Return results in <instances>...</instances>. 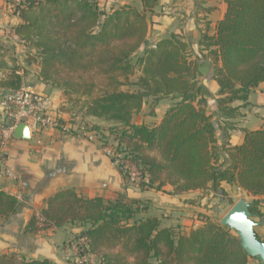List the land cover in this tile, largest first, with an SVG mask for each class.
<instances>
[{
	"label": "trees",
	"instance_id": "obj_1",
	"mask_svg": "<svg viewBox=\"0 0 264 264\" xmlns=\"http://www.w3.org/2000/svg\"><path fill=\"white\" fill-rule=\"evenodd\" d=\"M143 9L124 5L100 9L97 0H19L13 4L20 22L15 33L31 53L27 62L39 64L42 81L63 90L70 109L77 108L103 147L107 137L122 152L126 164L137 167L144 189L173 193L191 190L220 192L230 204L223 182L253 196H264V127L244 130L240 145H219L213 115L207 113L208 88L200 83V56L177 35L148 42L150 17L158 0H142ZM200 55L211 58L216 99L222 117L239 116L251 91L264 83V0H227L216 32L203 33ZM144 47L142 55L134 58ZM139 66L137 81L130 77ZM22 75L14 68L0 87L18 88ZM133 85L136 89H123ZM177 99L159 123L136 124L133 116L151 99V113L164 98ZM235 101L242 104L234 106ZM72 110V111H73ZM228 159L220 163L222 152ZM15 194L0 189V217L18 207ZM260 199L250 211L260 214ZM144 207L124 197H84L73 188L56 191L41 210L44 225L34 214L29 233L66 224L88 225L81 234L105 264H248L239 237L220 220L207 217L187 232L162 226L156 216L140 217ZM0 264H51L3 254Z\"/></svg>",
	"mask_w": 264,
	"mask_h": 264
},
{
	"label": "crops",
	"instance_id": "obj_2",
	"mask_svg": "<svg viewBox=\"0 0 264 264\" xmlns=\"http://www.w3.org/2000/svg\"><path fill=\"white\" fill-rule=\"evenodd\" d=\"M12 3L17 2L0 0V80L17 68L22 80L33 85L37 91L48 95L54 103L55 112L69 120L73 111L66 102L63 90L42 81L38 62L29 63L26 60L27 55L24 52L26 44L14 30L20 18L15 13ZM97 3L100 9L107 12L124 5H132L139 10L144 7L142 0H97ZM226 10L227 0H158L153 11H148L150 17L148 42L154 46L160 39L177 35L190 45L194 58L200 56L199 63L207 61L211 64L210 84L207 85L202 80V75L200 77V83H203L211 93L207 98V113L213 115L219 145L226 144L227 147H232L243 142L245 129L264 127V83H260L251 91L249 104L240 109L239 116L228 119L220 115L216 103L219 86L213 78V64L211 58L206 55L205 60L201 61L203 56L200 55V50L203 48L199 42L203 33L212 35L216 32L217 24L224 17ZM143 51L144 47L138 53ZM203 53L206 54L207 51L203 50ZM200 70L202 72L201 65ZM6 89L0 87V93ZM253 91L262 93L258 101L253 100ZM164 100H167V104L160 110L159 105ZM177 101L170 97L164 98L154 108L153 113L151 107L148 108L151 101H147L142 110L134 114L133 122L157 124L166 110ZM241 104V101L233 103L234 106ZM254 121H256L254 127L248 126ZM78 134L45 128L32 132L31 139L14 137L9 143L6 148L7 162L17 178L11 180L0 177V189L15 194L19 203L11 216L0 217V256L19 254L27 260H49L51 264L71 263L73 255L71 237L82 233L88 225L66 224L34 233L26 231V225L31 217L46 207L48 198L60 189L73 188L84 197L100 196L106 200L124 197L127 201L136 200L138 205L144 207L138 214L140 217L156 216L161 220L162 226L173 227L175 230L181 225L183 228L181 233L203 223L195 219V223L192 224L195 213L210 214V210L206 211L199 207V202L209 198L215 199L219 195L217 192L197 189L176 194L171 192L170 185H166L163 190L130 185L123 172L106 156L99 139L91 137L90 134L81 138L77 136ZM227 159L228 154L223 151L220 163L226 162ZM221 188L227 193L235 189L243 191L250 202L260 199L258 205L260 214H254L253 218L257 222L255 232L264 240V196H253L227 182H223ZM248 264L262 262L256 257L249 256Z\"/></svg>",
	"mask_w": 264,
	"mask_h": 264
},
{
	"label": "built area",
	"instance_id": "obj_3",
	"mask_svg": "<svg viewBox=\"0 0 264 264\" xmlns=\"http://www.w3.org/2000/svg\"><path fill=\"white\" fill-rule=\"evenodd\" d=\"M22 42L25 43L23 39ZM55 111L52 99L25 81H22L18 88L6 89L0 93V177L11 180L17 178L7 162L6 148L15 137V129L21 122L28 124L32 132L45 128L62 130L66 133L71 132L73 125L70 120L72 118L66 120ZM74 116L75 113L72 117ZM77 136L81 137L82 135L78 134ZM111 153L109 150L108 154ZM112 158L113 164L117 167L122 164V159L115 158V156ZM124 171L129 183L140 181L141 174L137 167L126 164ZM35 215L39 225H44L41 211H37ZM70 246L73 254L70 264H105V260L92 251L90 239L86 235L81 233L72 235Z\"/></svg>",
	"mask_w": 264,
	"mask_h": 264
},
{
	"label": "rangeland",
	"instance_id": "obj_4",
	"mask_svg": "<svg viewBox=\"0 0 264 264\" xmlns=\"http://www.w3.org/2000/svg\"><path fill=\"white\" fill-rule=\"evenodd\" d=\"M13 4V3H12ZM15 4V3H14ZM25 51L26 52V57L27 59L32 57L31 56V53L29 52V48L27 46L24 47ZM143 53V52H141ZM141 53L137 54L134 58V60L136 61L137 60V57H139L141 55ZM205 55V54H204ZM205 56L203 58H201V61L204 59L205 60ZM26 59V60H27ZM34 61V60H32ZM200 65H201V68H202V80L204 82H206L207 85H209L211 82V79H212V72L210 71V68H211V64L207 61H202L200 62ZM139 66L137 67L135 73L130 77V82H135L137 81V78L138 76L140 75V72H139ZM123 89H131V90H134L136 89L135 86L133 85H129V86H125L123 87ZM64 93V92H63ZM208 94L211 95L210 93V90L208 91ZM262 96V93H260L259 91H253L252 92V98L253 100H257ZM64 97L66 98V102H67V97L64 95ZM148 101H151V99L149 98ZM167 104V100H164L160 103L159 105V109L161 110L163 105ZM69 106V105H68ZM151 105H149V109H150ZM70 108V106H69ZM75 111L73 109V112L72 113H75V116L72 117V115L70 114V117L72 118L71 121V124L73 125V128H75L76 130H71L70 133H75V134H81V138L82 137H85V136H88L89 134L91 135V137H95V139H99L100 140V137L99 135L95 132V131H92L91 129H89L88 125L85 124V122L82 120L81 116L79 114L76 113V111L78 110L77 108H74ZM256 121L252 122V123H249L248 126L250 127H254L256 124H255ZM75 131V132H74ZM101 141V140H100ZM103 142V141H101ZM117 144L114 142L113 138L108 136L107 137V145L106 147H104L105 149V153H106V156L109 158V160L111 161V163H114L113 162V158L112 156H115V158H119V159H122V152H119L117 153ZM110 150L112 153L111 154H108V151ZM107 151V152H106ZM139 181V180H138ZM135 182V183H129L130 185H133V186H137V187H141V184L139 182ZM219 195L216 196L215 199H212V198H209L208 200L204 201V202H199V207L201 209H204L206 211H211L210 214H206L204 212H199L198 215H196L195 213V216H193V219L194 221H192V224L195 223V219H198V220H201V221H204L207 217H213L214 219H217V220H220L224 214L229 210V208L231 207L232 204H230L228 202V200L226 198H224V196L220 193V192H217ZM229 196L233 199L234 203H236L240 198L242 197H245V194L243 193V191H240L238 189H235V190H230V193H228ZM212 205L209 207V205ZM172 219V218H171ZM179 229H176L175 231L178 233L180 232L181 230H183L182 226L181 225H178ZM233 233H236L234 230H232Z\"/></svg>",
	"mask_w": 264,
	"mask_h": 264
},
{
	"label": "water",
	"instance_id": "obj_5",
	"mask_svg": "<svg viewBox=\"0 0 264 264\" xmlns=\"http://www.w3.org/2000/svg\"><path fill=\"white\" fill-rule=\"evenodd\" d=\"M14 136L20 139H31L32 130L28 124L21 122L15 129ZM250 207L251 202L247 197L240 198L231 205L220 219V223L234 230L248 255L258 258L264 264V240L260 239L255 232L257 222L253 218Z\"/></svg>",
	"mask_w": 264,
	"mask_h": 264
}]
</instances>
